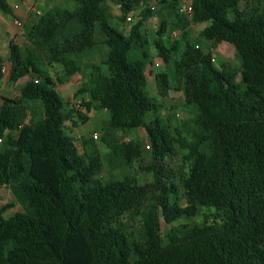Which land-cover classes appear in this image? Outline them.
I'll return each mask as SVG.
<instances>
[{"label":"trees","instance_id":"1","mask_svg":"<svg viewBox=\"0 0 264 264\" xmlns=\"http://www.w3.org/2000/svg\"><path fill=\"white\" fill-rule=\"evenodd\" d=\"M70 1L73 7L52 5L30 20L27 45L9 44V81L26 79L18 96L0 97L9 107L0 113V187L22 210L7 217L13 203L0 208V264H264V0H243L245 9L241 0H189L191 15L179 12L185 0H158L152 41L144 16L124 27L148 0ZM0 10L14 15L9 0H0ZM187 16L206 24L198 36L166 38ZM215 36L236 47L240 67L216 65L205 48ZM100 45L107 68L92 65L78 93H89L81 102L89 112H110L105 143L118 177L102 175L94 138L80 150L67 134L64 122L76 126V110L50 70L61 63L74 74ZM152 46L164 64L155 73L158 90L181 91L200 109L179 121L176 137L148 88L144 59ZM4 63L0 54V80ZM139 127L151 141L145 167L140 143L117 135ZM176 143L186 150L185 164L178 184H167L171 169L162 163ZM135 165L152 173L151 183L129 175ZM202 207L217 211L221 223L196 224L163 243L161 216L169 226ZM137 215L143 222L135 230Z\"/></svg>","mask_w":264,"mask_h":264},{"label":"rangeland","instance_id":"2","mask_svg":"<svg viewBox=\"0 0 264 264\" xmlns=\"http://www.w3.org/2000/svg\"><path fill=\"white\" fill-rule=\"evenodd\" d=\"M14 11L12 15H6L5 12L0 10V52L7 56L9 53V44L15 42L22 45L28 44V26L29 23L36 17L45 12L52 5H61L73 7V3L70 0H9ZM148 4H143L134 14H132V20H126L124 22V27L126 31H129L132 25H135L141 17H145L144 30L147 33V38L152 41L155 36H157L160 27V17L161 14H156V2L155 0H148ZM189 3V0H185L183 4ZM241 9H245V2L240 1ZM113 13H111L113 18H116L119 14V8L117 5L112 4ZM38 11H40L38 13ZM16 19H19L22 24H18ZM31 20V21H30ZM204 24H197L187 16L178 29H169L165 33V37L174 40L172 33L177 31L178 41L182 40L184 33H191L193 36H198L200 31L205 27ZM205 48L213 53L215 56V63L219 66L222 62H228L235 67H240V58L237 54L236 47L218 36L211 38L207 43ZM108 51L105 45H100L96 48L92 55L88 59H84L78 62L81 70L74 73L68 74L67 70L61 63H55L51 66L50 70L53 74V78L56 80L58 85V90L64 95V99L68 102L69 106L76 110L75 121L77 125L75 126L71 121L64 122V128L67 134H71L77 138V145L80 150L83 148V141L90 140L94 138L95 145L102 152L105 162L103 166L102 175L104 177H110L111 173L115 174L117 177L121 176L122 170L115 165V160L111 162L109 147L105 143V133L109 126V121L111 120L110 112L106 109L92 108L89 112L83 106H77V102L82 99L90 98L89 93L80 94L78 90L81 89L82 84L89 77V72L92 70V65L99 66L103 70L107 68ZM159 63V66L156 65ZM144 68L148 75L147 82L148 88L153 95L157 98V101L161 104V115L166 120L167 124L170 126L171 131L175 135L174 127L179 124V121L183 119H188L191 117H197L200 115V109L198 106L189 105L185 103L184 95L181 91H175L174 89L166 90L160 92L156 85L155 73L161 71L164 68L162 60L157 56L156 50L152 46L149 53V57L144 59ZM10 74H4L0 80V96L4 95L6 98H11L18 96L21 92V85L25 81L26 77L20 79L17 83L9 81ZM46 116L48 113L46 110L43 111ZM0 113L4 115L9 114V107L5 104L4 100L0 98ZM58 114V113H57ZM85 118V119H84ZM95 133L99 134V138H95ZM118 137L123 142H138L140 143V150L143 156L142 166L149 164L152 161L151 158V148L149 146L150 139L148 137L147 131L143 127L135 128L131 132L123 133L121 131L117 132ZM176 137V135H175ZM185 154L186 150L180 147L179 143L175 144V150L171 153L170 157L163 161L164 167L171 169L172 178L170 180L165 178L164 182L167 184L175 182L178 184V176L180 174L179 169L183 168L185 164ZM142 166L135 165L134 168L129 169V175H134L139 183L152 182L153 175L151 172L146 171ZM179 194L181 191L179 190ZM13 203V205L7 209L5 215L10 217L16 211L22 210L21 205L18 200L8 187H0V208L5 205ZM186 205V202H183ZM217 211L213 208L202 207L199 209L195 217L193 218H180L175 221L172 225H165V221L161 216V221L163 227H161L160 233L164 244L169 242L171 238L178 235L180 232L188 230L194 227L196 224H215L221 223V220ZM131 225L134 226L135 230L140 229L143 222L141 216H135V219L131 218ZM186 226V227H185Z\"/></svg>","mask_w":264,"mask_h":264},{"label":"built area","instance_id":"3","mask_svg":"<svg viewBox=\"0 0 264 264\" xmlns=\"http://www.w3.org/2000/svg\"><path fill=\"white\" fill-rule=\"evenodd\" d=\"M39 12H40V11H38V13H39ZM179 12H180L181 14L191 15L192 12H193V8H192V6H191L190 4L186 3V4H183V5H181V6L179 7ZM132 14H133V13H131V14L128 15V17H127L128 20H132V18H133ZM16 22H17L18 24H22V22H21L19 19H16ZM178 36H179V35H178L177 31H176V32L174 31V32L172 33V37H173V38L177 39ZM215 58H216V57L213 56L212 60L215 61ZM156 65L159 66V63H156ZM2 71L5 73V75H6V74H10V67H9L7 64L4 63V64L2 65ZM81 102H82V101L79 100V101L77 102V106H81ZM94 137H95V138H99V134H98V133H95Z\"/></svg>","mask_w":264,"mask_h":264},{"label":"crops","instance_id":"4","mask_svg":"<svg viewBox=\"0 0 264 264\" xmlns=\"http://www.w3.org/2000/svg\"><path fill=\"white\" fill-rule=\"evenodd\" d=\"M158 0H155V2H157ZM0 54H2L1 52H0ZM3 55V54H2ZM5 56V55H4ZM7 57H8V54H7V56L5 57V64H7L9 67H11V63L7 60ZM2 96H4V95H2ZM1 97V96H0ZM2 99V98H1Z\"/></svg>","mask_w":264,"mask_h":264}]
</instances>
